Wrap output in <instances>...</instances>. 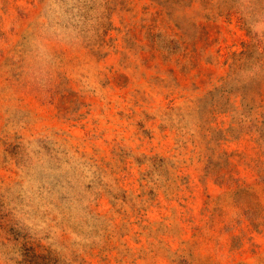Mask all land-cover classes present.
<instances>
[{"label":"rangeland","instance_id":"1","mask_svg":"<svg viewBox=\"0 0 264 264\" xmlns=\"http://www.w3.org/2000/svg\"><path fill=\"white\" fill-rule=\"evenodd\" d=\"M0 264H264V0H0Z\"/></svg>","mask_w":264,"mask_h":264}]
</instances>
